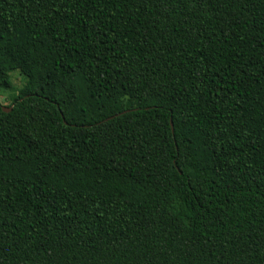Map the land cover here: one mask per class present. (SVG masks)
Returning <instances> with one entry per match:
<instances>
[{
    "label": "trees",
    "instance_id": "16d2710c",
    "mask_svg": "<svg viewBox=\"0 0 264 264\" xmlns=\"http://www.w3.org/2000/svg\"><path fill=\"white\" fill-rule=\"evenodd\" d=\"M15 71L0 264H264V0H0Z\"/></svg>",
    "mask_w": 264,
    "mask_h": 264
},
{
    "label": "rangeland",
    "instance_id": "374dc122",
    "mask_svg": "<svg viewBox=\"0 0 264 264\" xmlns=\"http://www.w3.org/2000/svg\"><path fill=\"white\" fill-rule=\"evenodd\" d=\"M8 87H0V102L9 107L13 102V96L18 94L25 84L24 76L19 72H12L9 76Z\"/></svg>",
    "mask_w": 264,
    "mask_h": 264
},
{
    "label": "water",
    "instance_id": "95a60500",
    "mask_svg": "<svg viewBox=\"0 0 264 264\" xmlns=\"http://www.w3.org/2000/svg\"><path fill=\"white\" fill-rule=\"evenodd\" d=\"M3 108H4V110L5 111H10L12 108H8V107H6V106H3ZM171 124H172V126H173V122H171Z\"/></svg>",
    "mask_w": 264,
    "mask_h": 264
}]
</instances>
